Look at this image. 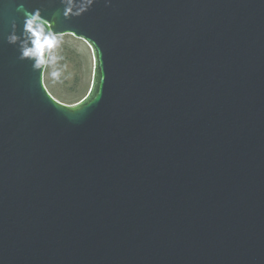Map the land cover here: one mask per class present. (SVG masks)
<instances>
[{"label":"water","instance_id":"95a60500","mask_svg":"<svg viewBox=\"0 0 264 264\" xmlns=\"http://www.w3.org/2000/svg\"><path fill=\"white\" fill-rule=\"evenodd\" d=\"M24 9L91 48L77 103ZM0 264H264V0H0Z\"/></svg>","mask_w":264,"mask_h":264},{"label":"clouds","instance_id":"9594fccd","mask_svg":"<svg viewBox=\"0 0 264 264\" xmlns=\"http://www.w3.org/2000/svg\"><path fill=\"white\" fill-rule=\"evenodd\" d=\"M110 3V0H106ZM20 5V9H23ZM17 22L12 21V32L7 36V42L18 49V59L32 62L33 69H51L50 76L58 80L65 67L60 64L62 57L58 49L62 43V37L48 26L46 19L42 18L38 9L27 11L24 9L23 29L21 36H26V42L20 46L17 44Z\"/></svg>","mask_w":264,"mask_h":264},{"label":"rangeland","instance_id":"374dc122","mask_svg":"<svg viewBox=\"0 0 264 264\" xmlns=\"http://www.w3.org/2000/svg\"><path fill=\"white\" fill-rule=\"evenodd\" d=\"M62 36L65 41L62 40L61 45L71 43L76 50L74 57L70 58L65 65L63 76L66 78V81L58 83L57 80H53L45 71V84L56 99L66 104H74L84 97L91 87L94 59L91 48L85 41L70 34ZM77 73H81L82 80L79 90L73 92L70 87Z\"/></svg>","mask_w":264,"mask_h":264},{"label":"trees","instance_id":"16d2710c","mask_svg":"<svg viewBox=\"0 0 264 264\" xmlns=\"http://www.w3.org/2000/svg\"><path fill=\"white\" fill-rule=\"evenodd\" d=\"M65 36V35H64ZM62 37V40H64V37L63 36H61ZM65 41V40H64ZM63 41V42H64ZM74 45L73 44H71V43H69V44H63V45H61L60 46V48L58 49V53H59V55L62 57V59L60 60V64L62 65V66H65L66 65V62L70 59V58H73L74 57V54H75V52H76V50L74 49V47H73ZM46 72L49 74V76H50V72H51V69L50 68H48V69H46ZM80 72V71H79ZM51 77V76H50ZM82 78V75H81V73H77V75H76V77H75V79H74V81H73V83H72V85H71V90L73 91V92H76V91H78L79 90V88H80V84H81V79ZM58 81V83H62V81H63V83L66 81V78L63 76V74L61 75V77L57 80ZM88 93V92H87ZM87 93L84 95V97L87 95ZM84 97H82L81 99H83ZM80 99V100H81ZM79 100V101H80Z\"/></svg>","mask_w":264,"mask_h":264}]
</instances>
